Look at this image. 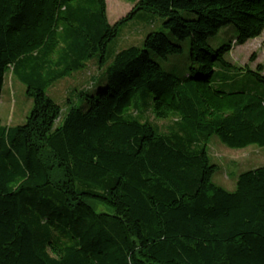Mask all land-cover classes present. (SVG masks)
Masks as SVG:
<instances>
[{
  "label": "trees",
  "instance_id": "obj_1",
  "mask_svg": "<svg viewBox=\"0 0 264 264\" xmlns=\"http://www.w3.org/2000/svg\"><path fill=\"white\" fill-rule=\"evenodd\" d=\"M133 2L110 24L105 0H0V92L9 72L32 101L0 123V264H264V165L227 190L207 154L213 136L264 147V95L237 86L232 41L208 44L230 24L237 45L260 36L264 0ZM137 16L189 38L184 73L155 59L182 50L164 31L109 49ZM108 58L55 124L48 87ZM247 71L264 83L260 64Z\"/></svg>",
  "mask_w": 264,
  "mask_h": 264
},
{
  "label": "rangeland",
  "instance_id": "obj_2",
  "mask_svg": "<svg viewBox=\"0 0 264 264\" xmlns=\"http://www.w3.org/2000/svg\"><path fill=\"white\" fill-rule=\"evenodd\" d=\"M137 1V0H136ZM106 16L110 24H113L125 16L133 7V0H105ZM183 15H185L182 12ZM151 30L164 31L167 37L174 43L182 46L179 53L169 55L166 60L155 58L162 69L167 72L182 74L188 66L189 38L177 39L162 27V20L158 16L141 19L138 16L128 21L120 30L118 36L110 43L109 49L120 50L130 45H141L145 34ZM236 38V30L233 25L221 26L217 34L208 38V44L218 47L222 44L231 43L230 51L224 55L236 68L237 86L245 90H252L264 95V83L258 81L247 70H255L256 66H262L264 74V31L260 36L248 39L245 43L237 45L233 40ZM109 59L101 66H97L96 59L89 60L85 66L77 72L54 82L46 90V94L60 107V115L55 124H59L61 118L71 105L83 106L85 100L79 96L83 91L93 93L103 83L99 80L105 72ZM25 86L10 73L4 76V82L0 92V123L5 125H18L24 122L28 115L32 101L26 95ZM150 119L160 126L167 124L165 120ZM207 154L211 163L217 165L212 175V181L227 190H233L236 175L249 168L264 165V147L249 145L241 149H233L222 144L216 136H213L207 145Z\"/></svg>",
  "mask_w": 264,
  "mask_h": 264
}]
</instances>
